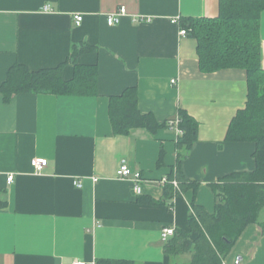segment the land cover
Returning <instances> with one entry per match:
<instances>
[{
  "label": "crops",
  "instance_id": "1",
  "mask_svg": "<svg viewBox=\"0 0 264 264\" xmlns=\"http://www.w3.org/2000/svg\"><path fill=\"white\" fill-rule=\"evenodd\" d=\"M219 4L0 0V87L17 63L31 70L64 64L65 79L73 78L76 64L97 68V88L89 94L23 92L6 101L0 91V264H92L99 259L190 264L193 250L165 252L174 235L163 240V230L182 229L194 240L198 233L188 223L192 204L214 213L213 184L256 167L255 142L227 140L232 119L246 106L247 71H203L197 39L180 33L184 21L217 17ZM121 6L127 14L109 25L108 15ZM76 14L84 16L80 25ZM261 39L264 68V11ZM85 45L92 50L73 56ZM130 87L138 91L141 112L158 123L177 118L180 109L199 122L198 139L181 162L198 187L175 197L173 206L162 180L176 166L179 133L161 126L154 133L136 127L116 134L111 97ZM34 158H46L48 164L37 172ZM123 161L144 176L141 193L133 181L118 176ZM11 173L15 178L9 183ZM238 257L241 264H264V208L222 264H236Z\"/></svg>",
  "mask_w": 264,
  "mask_h": 264
},
{
  "label": "trees",
  "instance_id": "2",
  "mask_svg": "<svg viewBox=\"0 0 264 264\" xmlns=\"http://www.w3.org/2000/svg\"><path fill=\"white\" fill-rule=\"evenodd\" d=\"M264 0H220L219 15L214 18L198 17L183 22V29L198 42L200 67L210 72L222 68H243L248 75L246 106L232 119L228 131L229 141H253L256 167L252 171H239L224 176L213 184L216 208L210 213L203 205L193 203L188 223L198 236L177 229L167 240L164 250L169 255H181L193 250L190 264H222L223 259L242 235L247 225L257 221L264 208V68L262 66L261 15ZM92 50L91 46L75 50L73 56ZM72 56V57H73ZM76 64V59L73 57ZM61 64L54 68L31 70L28 66L13 65L0 87L6 101L14 95L30 93L89 94L96 91L97 68L75 65L71 79L63 76ZM136 87L127 88L121 95L112 96L110 115L114 132L127 134L132 128L143 127L154 133L159 127L152 114H144L138 106ZM180 133L176 141L177 163L164 183V195L173 200L198 183L188 178L181 162L198 139L199 122L187 110L180 109L177 118ZM162 164V158L159 161ZM178 185L173 184V180ZM4 204L0 202V208ZM95 264H135L128 259H99Z\"/></svg>",
  "mask_w": 264,
  "mask_h": 264
},
{
  "label": "built area",
  "instance_id": "3",
  "mask_svg": "<svg viewBox=\"0 0 264 264\" xmlns=\"http://www.w3.org/2000/svg\"><path fill=\"white\" fill-rule=\"evenodd\" d=\"M44 9L45 10H52L50 5H46L44 7ZM126 14H127V8L125 6H121L119 9H117V11L112 12L108 15L107 22L109 25L118 24L121 21L122 16H124ZM74 18H75V23L77 25H80L83 21L84 16H83V14H76L74 16ZM142 19H144V18L143 17L137 18V20H142ZM173 21L178 22V19H175ZM180 33L182 35L187 34L185 29H182L180 31ZM176 82H177L176 79L172 80V83H176ZM168 123L170 125V128L177 130L178 133L181 132L180 129L178 128L179 119H177L176 121L171 119L168 121ZM47 164H48V159H46V158H34L32 160V165L34 166V168L37 172L41 171ZM118 176L123 178V179H130L131 181H133L135 192L136 193L142 192V186L145 182L144 176L139 171H135V172L132 171L131 168L129 167V165L126 163V161H123L120 168L118 169ZM14 178H15V175L11 173L8 175L7 180L9 183H11V182H13ZM167 181H168V177L166 176L163 178L162 184L164 185V183H166ZM172 182L174 185H176V186L178 185V181L176 179H174ZM75 184L79 187L83 186V183L81 180L75 181ZM175 232H176V230L173 227L165 228L162 232L163 240H167L169 237L173 236L175 234ZM241 260H242L241 257H238L235 261L236 264H241ZM68 264H87V262H85V261H74V262L68 263ZM92 264H95V263H92Z\"/></svg>",
  "mask_w": 264,
  "mask_h": 264
}]
</instances>
